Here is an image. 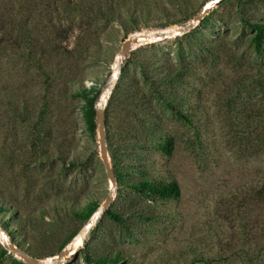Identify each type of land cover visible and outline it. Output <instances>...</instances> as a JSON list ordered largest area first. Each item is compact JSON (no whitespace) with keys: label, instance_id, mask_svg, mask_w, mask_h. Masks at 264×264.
I'll use <instances>...</instances> for the list:
<instances>
[{"label":"rangeland","instance_id":"1","mask_svg":"<svg viewBox=\"0 0 264 264\" xmlns=\"http://www.w3.org/2000/svg\"><path fill=\"white\" fill-rule=\"evenodd\" d=\"M157 1L160 10H154L155 4L149 6L150 18L142 16L140 30L126 34L118 23L108 25L79 15L60 22L58 14L63 11L44 12L53 1L41 0V8L28 14L33 7L28 0H0V13L9 23L32 17L36 26L31 27H36L34 35L41 43L54 37L55 29H72L63 47L75 51L70 55L62 49L48 56L41 68L28 63L21 50L0 52V208L7 209L0 212V231L13 233L8 235L10 242L34 258H52L48 257L52 253L56 257L87 225L75 214L90 201L102 206L110 193L98 131L95 138L88 132L85 102L76 93L94 85L103 92L112 83L116 58L129 39L143 42L188 25L164 27L169 18L179 20L182 14L168 0ZM190 1L191 9L197 11L209 0ZM248 10L264 21V4ZM49 12L52 16H43ZM210 14V26L197 29L199 24L189 41L184 36L172 38L138 47L126 56L119 76L120 80L122 69H127L126 90L110 113L114 143L124 152L120 158L125 171H145L152 181H177L181 198L153 202L119 186L115 210L123 213L131 231L103 215L82 237L81 250L89 243L97 255L122 252L123 264H209L222 257L230 260L221 264H246L234 255L261 247L264 205L255 192L264 184V148L247 134L261 129L264 121L243 118L256 117L264 105L263 89L257 85L264 58L254 49L253 32L241 22L237 0H228ZM43 26L48 34L38 35L37 27ZM44 45L42 50L49 52L51 47ZM145 59L157 62L164 75L182 77L166 83L163 90L166 97L177 98L192 124L159 103L144 84L139 63ZM134 89L141 93L143 108L127 99ZM46 98L52 140L44 147L45 155L35 154L33 125ZM141 121L147 123L146 133ZM129 125L135 128L132 134L127 133ZM166 137L174 141L170 156L157 149ZM137 179L132 176L125 184ZM244 233L253 241L245 240ZM9 255L0 264H12L11 257L24 263ZM62 264L87 263L79 253Z\"/></svg>","mask_w":264,"mask_h":264},{"label":"trees","instance_id":"2","mask_svg":"<svg viewBox=\"0 0 264 264\" xmlns=\"http://www.w3.org/2000/svg\"><path fill=\"white\" fill-rule=\"evenodd\" d=\"M6 1V0H5ZM8 1V0H7ZM38 0H28L29 4L32 5L31 9H29L28 14L30 12H34L33 10H37V8H41L42 4H36L35 6L33 2ZM47 1V0H44ZM53 1L50 2V4H47V6L44 8V12L51 11L53 12H60L63 11L61 15V18H59L60 22L63 20H74L76 15L86 17L93 20H101L105 22V24H114L118 23L121 25V27L126 31V34H130L135 31L140 30V18L142 16L150 18V14H153V11H150L149 9L151 5L155 4L154 10H160L159 6L160 3L157 0H49ZM226 0L225 2H227ZM168 2L173 5L177 11H179L182 14L181 19H168L167 23L164 24V27L174 26L178 23H184L187 24L192 20V18L197 15L200 11H194L191 8V1L190 0H168ZM224 2V3H225ZM238 7H239V16L241 18V22L248 27L252 32V43L254 45V49L257 52V54L264 58V21L258 20L257 17L254 14H251L248 10L249 7H254L256 5L264 4V0H237ZM222 3V4H224ZM10 4V3H9ZM221 4V5H222ZM220 5V6H221ZM146 7V8H145ZM145 8V9H144ZM149 10V11H148ZM147 11V12H146ZM162 13L168 14L165 8H162ZM43 12V11H42ZM52 16L50 12L46 15L43 14V16ZM22 16L25 17V14L23 13ZM211 14L200 23L199 28H204L207 26H210L211 24ZM32 17H27L21 20V22H15L11 20V23L6 20V17L4 14L0 13V52H2L4 49L9 50H15L21 52H24V58L27 60L28 63H34L38 68H41L43 66L44 61L46 62L48 59V56H52V54L56 52H60L62 49L72 55L74 52L72 50H68L65 46L63 47V43L68 41L70 38V34L72 32V29H55L53 30L52 36H48L45 39V42L39 40L36 38L34 34L36 25L34 23ZM7 24L11 26V29L8 30ZM129 24H131L132 27H129ZM163 24V23H162ZM31 25H35L34 27H31ZM89 27H92L93 24L90 22ZM48 27H37V34L43 35L47 32ZM193 30L191 33L184 36L188 41L195 35V31ZM90 29L84 30V32H89ZM48 34V32H47ZM13 38L17 36L13 41L7 40L8 38ZM51 47V50L46 51L42 50L44 48V43H46ZM41 55V57H40ZM140 66L142 68V75H143V81L144 84L148 85L150 87L152 95H154L159 103H162L167 106L169 110L174 112V114L182 121L192 124V119L189 115H186L180 105H178L177 98L175 97H166L165 91L163 89H167L166 83L171 84L173 82H179L182 77L178 75L171 76V73L168 72L165 75L161 73V71L158 69V63L154 60H143L140 63ZM258 73H260V77L258 79L257 85L260 87V89H263L262 93H264V63L260 65L258 69ZM49 78L51 76L49 75ZM127 78V69H122V76L120 80L118 81L116 88L108 102V106L106 108V135H107V142L108 147L111 153V157L113 160V167L115 169V173L117 176L118 184L121 188H124L125 186L128 188L133 189L136 191L138 195L143 197L146 200H150L153 202L157 201H176L181 198V188L177 181H152L148 177H146L145 171H125L124 166L120 155L124 154V152L119 151L118 147L114 143V134L111 127V121H110V113L113 109V105L115 104L117 97L122 96L123 92H125L126 89L123 88V82ZM52 84V78L51 81L48 84ZM133 92L131 95H127V99L131 101L132 106H137L140 108L144 107V103H142L143 99L140 96V91L137 89L132 90ZM102 93V90L98 88V86L94 85L91 89L81 88L77 91L76 96L79 98H82L85 102L84 108H83V115L84 120L87 126V130L90 133V135L95 138L98 131V126L96 123V103ZM48 99L46 98V101ZM141 103V104H140ZM51 112L50 110V101L48 100L45 103V106L43 107L42 112L39 115V118L33 125V134L34 139L32 141V148L35 152L43 153L45 152L44 147L50 144L52 137L50 134V130L48 129V125L46 123V116ZM261 113H258L256 117L247 116L243 118L244 121L250 122L253 121L252 119L255 118H261L264 121V105L262 109H260ZM138 118V116L136 115ZM141 120V119H140ZM144 126V131L147 130V123L140 122ZM130 126V125H129ZM142 127V126H141ZM248 128L251 127V125L247 126ZM135 128L130 126L127 129L128 134L134 133ZM254 132H250L247 134L248 139L252 142L257 141L259 145H262L264 148V125L263 127L257 128L253 130ZM244 132V131H243ZM146 133V131H145ZM140 146V145H139ZM142 148V147H141ZM174 148V141L170 137H166L164 141L159 142L157 145V149L166 155L170 156L172 154ZM45 155V153H43ZM42 154V155H43ZM75 166L76 164L73 163ZM139 176L140 179H137L134 183H128L125 184L126 180L132 176ZM255 198L264 205V184L259 187L258 191L255 192ZM101 207V204L97 201H90L89 204L85 206V208L77 212L75 216L83 221L84 224H87L89 220L93 217V215L99 210ZM7 209L5 207L0 208V212H6ZM105 216L109 217L110 219L116 221L117 223L123 225L126 227L128 231H131V228L127 225V219L124 217L123 213H119L115 210L114 204L111 206V208L107 211ZM140 218H144L143 216H139ZM4 225L6 228H8V225L4 221ZM262 227V228H261ZM261 239L262 245L259 248L257 252H254L252 249H243L239 253L238 251L235 252L238 255H234L235 257L238 256V258H243L246 262V264H264V223L263 226H261ZM97 232V231H96ZM9 236H14L13 233H10ZM76 236L74 234L71 236V239ZM249 235L245 234L243 235V238L249 242L253 241L252 239H249ZM69 243V242H68ZM64 244L60 250L59 253L67 246V244ZM94 249L89 244L86 243V246L84 249L80 251V254L83 256L85 262L87 264H123L126 261V258L122 255V252H117L115 255H97L95 252L93 253ZM29 253V252H27ZM31 255V254H30ZM56 253H52L48 255V257H54ZM8 251L5 249H1L0 251V259L4 260L5 258L9 257ZM242 256V257H241ZM232 257V256H231ZM12 258V264H24L23 262H19L16 259ZM229 259L226 257H222L221 259H218L216 261L211 262L209 264H221L224 262H227Z\"/></svg>","mask_w":264,"mask_h":264},{"label":"water","instance_id":"3","mask_svg":"<svg viewBox=\"0 0 264 264\" xmlns=\"http://www.w3.org/2000/svg\"><path fill=\"white\" fill-rule=\"evenodd\" d=\"M226 0H209L206 2L203 7L200 9L199 13L195 15L192 20L188 23L186 27L178 28L171 32H164L159 36L150 37L147 41L139 42L138 40L132 41L129 39L124 45L122 51L118 54L116 58V66L113 75L112 83L104 89L101 93L97 103H96V123L98 126V135H99V143H100V157L105 166L107 177L110 181V193L104 202V204L99 208V210L93 215V217L89 220L84 229L77 235L74 241H78L83 236L87 235L90 230L97 224L99 219L107 213V211L114 204L117 196V191L119 189V184L117 180V176L115 173V169L112 164V160L109 153L107 135H106V108L108 106V102L113 94L114 89L119 81V76L121 73V64L122 60L128 56L131 52L136 50L138 47L156 44L160 42H164L166 40L172 38H178L185 36L191 33L193 30L197 28V26L207 17L212 10L220 6ZM73 241V242H74ZM73 242L70 243L67 247H65L56 257L48 258V259H37L30 256L26 251L18 248L13 243L10 242L9 237L6 232L0 231V243L4 246L5 250L8 251L9 254L16 256L17 258L24 261L25 264H62L67 258L71 256H76L80 253L81 248L76 250L73 249Z\"/></svg>","mask_w":264,"mask_h":264},{"label":"bare ground","instance_id":"4","mask_svg":"<svg viewBox=\"0 0 264 264\" xmlns=\"http://www.w3.org/2000/svg\"><path fill=\"white\" fill-rule=\"evenodd\" d=\"M145 41H147V40H145ZM86 236V235H85ZM82 239V238H81ZM81 239H79L78 241H75L74 243H73V249L75 250V249H77L81 244H82V241L83 240H81Z\"/></svg>","mask_w":264,"mask_h":264}]
</instances>
